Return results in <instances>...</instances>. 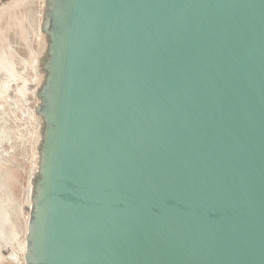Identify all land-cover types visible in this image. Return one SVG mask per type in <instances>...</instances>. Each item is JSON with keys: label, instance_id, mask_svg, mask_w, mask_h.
I'll return each instance as SVG.
<instances>
[{"label": "water", "instance_id": "obj_1", "mask_svg": "<svg viewBox=\"0 0 264 264\" xmlns=\"http://www.w3.org/2000/svg\"><path fill=\"white\" fill-rule=\"evenodd\" d=\"M27 264H264V0H47Z\"/></svg>", "mask_w": 264, "mask_h": 264}, {"label": "rangeland", "instance_id": "obj_2", "mask_svg": "<svg viewBox=\"0 0 264 264\" xmlns=\"http://www.w3.org/2000/svg\"><path fill=\"white\" fill-rule=\"evenodd\" d=\"M46 1L0 0V264H27Z\"/></svg>", "mask_w": 264, "mask_h": 264}, {"label": "bare ground", "instance_id": "obj_3", "mask_svg": "<svg viewBox=\"0 0 264 264\" xmlns=\"http://www.w3.org/2000/svg\"><path fill=\"white\" fill-rule=\"evenodd\" d=\"M31 193H32V191H31ZM30 194V193H29ZM29 196V195H28ZM30 201H31V194H30ZM28 199V200H29ZM29 205H31V203H29ZM26 246H27V242H26V244H24V248H23V252H24V255L26 254Z\"/></svg>", "mask_w": 264, "mask_h": 264}]
</instances>
